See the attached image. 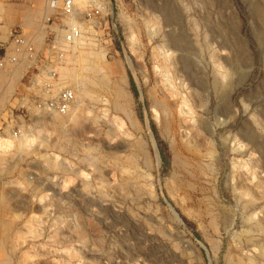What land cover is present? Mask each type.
I'll return each instance as SVG.
<instances>
[{
	"label": "rangeland",
	"instance_id": "374dc122",
	"mask_svg": "<svg viewBox=\"0 0 264 264\" xmlns=\"http://www.w3.org/2000/svg\"><path fill=\"white\" fill-rule=\"evenodd\" d=\"M2 2L0 55L10 30L36 52L0 77L2 264H264V0H84L49 21L47 0ZM67 23L111 81L92 72L81 112L57 120L27 89ZM122 76L139 125L112 93Z\"/></svg>",
	"mask_w": 264,
	"mask_h": 264
},
{
	"label": "built area",
	"instance_id": "2783aa9c",
	"mask_svg": "<svg viewBox=\"0 0 264 264\" xmlns=\"http://www.w3.org/2000/svg\"><path fill=\"white\" fill-rule=\"evenodd\" d=\"M2 1V0H0ZM49 9L52 10L48 21L54 14H61L65 19L76 15L78 11L75 0H47ZM102 5H90L84 10V15L88 21H93L102 13ZM82 30L78 25L67 23V30L63 35L62 42L51 45L52 60L46 61L38 73L31 78L28 91L34 93L32 102L40 112H58L66 114L76 99V93L73 88L66 85L61 79V67L66 62L68 47L81 37ZM10 41L5 46L3 55H0V71L7 69L8 66L18 64L23 58L33 62L36 58L35 45L27 38L25 33L13 32L9 33ZM4 46L0 42V47ZM22 58V59H21ZM22 102H30V98L24 97ZM19 130H15L17 135Z\"/></svg>",
	"mask_w": 264,
	"mask_h": 264
},
{
	"label": "bare ground",
	"instance_id": "6f19581e",
	"mask_svg": "<svg viewBox=\"0 0 264 264\" xmlns=\"http://www.w3.org/2000/svg\"><path fill=\"white\" fill-rule=\"evenodd\" d=\"M82 1H84V0H75V2H76V4L78 5V4H80V3H82ZM29 8V7H28ZM51 10V9H50ZM16 11V10H15ZM38 12V11H37ZM25 13H27V11L25 12ZM10 14V12L5 8V6L3 5V2L2 1H0V16L4 19H6L7 21H11V18L13 17H11V15H9ZM31 15H33V16H35V14H33V12H32V10L31 11H28V13L26 14V16L24 17V19H25V22H23L24 23V25L25 26H29L30 25V23H29V21L28 20H31V17L33 18V16H31ZM1 28H2V26H0V30H1ZM81 28H83V27H81ZM82 30V29H81ZM82 32H84V30L82 31ZM92 32V31H91ZM86 33H87V31H86ZM87 37V36H86ZM85 37V34H81V37L79 38V39H77L73 44H71L69 47H71V46H73L72 48V51L74 50L75 52H76V54H74V56L72 57V58H74V59H72V61H73V64H72V66H71V68L69 67V66H63V67H61V69H60V71H61V79H63V82L67 85V83L68 84H71V85H74V87H72V86H70L71 88H73L74 89V91H75V93H76V99H75V101L73 102V104L71 105V108H70V110L66 113V114H68L69 112L71 113V111L73 110V112L74 111H77V113H78V111L79 112H81L80 110L82 109L81 107H82V100L85 98V97H87L88 96V94H89V90L90 89H88L89 87V84H90V86L92 85V84H94L95 82H93V79L94 78H92L91 79V77H90V74L93 72V73H95V75L97 76V78H99L98 79V82L100 83L101 82V85H108L109 84V82L111 81L108 77V75H107V71L105 70V68L103 67V66H101L100 65V63H98L97 61H101V60H103V57H104V54H103V52L101 51V52H95V53H91V52H89V51H85V50H82L83 49V45H86L85 43H84V39L86 38ZM87 40V39H86ZM61 42V41H60ZM79 47H82V49H80V50H78V48ZM70 49V48H69ZM85 49V48H84ZM71 51V50H70ZM69 53V52H68ZM163 53V58H167V57H169L170 56V53H166V52H162ZM67 56V58H68V54L66 55ZM70 57V58H71ZM70 58H69V61H71L70 60ZM67 60V59H66ZM68 60H67V62H69ZM71 61V62H72ZM70 63V62H69ZM74 66V67H73ZM21 67V66H20ZM162 67V66H161ZM163 68H165V70H166V66L165 67H163ZM162 70H164V69H162ZM113 71H116L117 72V70H113ZM19 73H20V71H19V66L17 65V67L15 66L14 68H13V71H12V77H14V76H18L19 75ZM163 75H165V73L163 74ZM166 75H167V73H166ZM6 76H7V73L6 72H3V71H0V77H1V79H5L6 78ZM95 76V77H96ZM170 77V76H169ZM8 78H9V80H11L12 81V79H11V77H9L8 76ZM167 78H168V75H167ZM169 79V78H168ZM96 80V79H95ZM173 82V81H172ZM9 83V82H8ZM96 84V83H95ZM94 84V85H95ZM100 85V86H101ZM123 85H125V78L122 76V77H119V78H117V80L115 81V83L113 84V88H112V93L114 94V96L118 99V100H121L122 99V103H121V101L120 102H118L117 101V106L119 107L118 109H122L123 111H128V117L130 118V120H132L136 125L138 124V122H137V120H136V118H135V116H133V114H132V112H131V110L129 111L128 110V105L126 106V102H124V103H126V104H124L123 103V97L125 98L127 95V93H125V90H123V88H122V86ZM168 85V84H167ZM96 86L97 85H95V88H96ZM99 86V85H98ZM99 86V88H101ZM104 86H102V88L104 87ZM170 87H174L173 85H171L170 84ZM105 88V87H104ZM175 88V87H174ZM107 89V88H106ZM125 89V88H124ZM172 89V88H171ZM174 90H176V89H172V91L170 92L171 94H169V95H171V97L172 96H174ZM11 91V90H10ZM91 93V92H90ZM176 93V92H175ZM173 94V95H172ZM93 94H91V96H92ZM177 96V95H176ZM179 96V95H178ZM169 97V96H168ZM90 98V97H89ZM92 98V97H91ZM170 98V97H169ZM172 98H175V96L174 97H172ZM171 98V99H172ZM115 99V98H114ZM177 99V98H176ZM1 100V99H0ZM98 100V99H97ZM84 101V100H83ZM116 101V100H115ZM124 101H126L125 99H124ZM172 100H170V102H171ZM77 102V103H76ZM169 102V100L168 101H166V102H163V104H161L162 105V111L163 112H165L166 114H168V115H170L169 117H172V113L174 112L173 111V109L171 108L172 106H170V105H172L171 103ZM173 102H174V99H173ZM172 102V103H173ZM76 103V104H75ZM175 103V102H174ZM73 105L75 106V107H73ZM85 105V104H84ZM174 106V105H173ZM74 108V109H73ZM84 108V107H83ZM117 108V107H116ZM160 108H161V106H160ZM176 109V108H175ZM84 110V109H83ZM177 112H178V110H177ZM75 113V112H74ZM51 114L52 115H54V117L55 118H57V120H58V118L59 117H57V116H66V114H60V113H58V112H51ZM79 114V113H78ZM71 115V114H70ZM165 115V114H164ZM78 116V115H77ZM179 116V115H178ZM54 117H52V118H54ZM71 117V116H70ZM74 117H75V115H74ZM168 117V116H167ZM167 117H165V119L167 118ZM62 119V118H61ZM172 120H173V118H171ZM65 120V119H64ZM172 120H170V119H167V120H165V128H167V130H170L171 129V126H173L172 125ZM185 120V119H184ZM54 121H55V119H54ZM56 122V121H55ZM60 123L61 124H63V122H61L60 121ZM139 125V124H138ZM163 125H164V123H163ZM140 127V126H139ZM166 130V131H167ZM21 136V135H20ZM24 136V135H23ZM23 136H22V138H23ZM65 137V136H64ZM28 138V137H27ZM2 139V138H1ZM20 140V139H19ZM22 140L23 139H21L18 143H19V145H20V148H22V146H24V145H26V144H24V142H26V140H24V142H22ZM29 141V140H28ZM2 142H4L3 140H0V143L2 144ZM5 143H7V144H10L11 143V141L10 140H6V142ZM5 145V144H4ZM184 145H186V147L188 146V143L186 144H184ZM1 146V145H0ZM3 146V145H2ZM1 146V147H2ZM6 147V146H5ZM3 148H4V146H3ZM7 148H8V146H7ZM19 148V149H20ZM5 149V148H4ZM190 149V148H189ZM191 149H192V147H191ZM190 149V150H191ZM22 149H20V151H21ZM177 155H178V152H177ZM180 155H181V152H180ZM3 156V155H2ZM179 156V155H178ZM177 157V156H176ZM180 157V156H179ZM175 158V157H174ZM3 159V158H2ZM1 160V159H0ZM157 160H159L160 161V157H159V155H158V158H157ZM2 161V160H1ZM176 161V160H175ZM174 161V162H175ZM177 162V161H176ZM1 164V163H0ZM189 164V163H188ZM1 169V168H0ZM130 173V172H129ZM202 173V172H201ZM191 185V184H190ZM4 207V206H3ZM5 208V207H4ZM172 208L174 209V207L172 206ZM5 210V209H4ZM175 210V209H174ZM178 214V213H177ZM4 223V222H3ZM5 225V224H4ZM263 229H264V227H263ZM2 263H5V261L3 260V258H1L0 257V264H2ZM7 263V262H6Z\"/></svg>",
	"mask_w": 264,
	"mask_h": 264
}]
</instances>
